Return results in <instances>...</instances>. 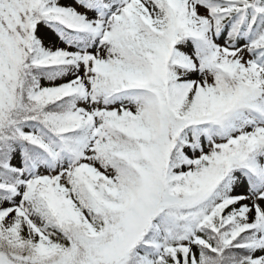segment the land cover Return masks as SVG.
<instances>
[{"label":"snow or ice","instance_id":"obj_1","mask_svg":"<svg viewBox=\"0 0 264 264\" xmlns=\"http://www.w3.org/2000/svg\"><path fill=\"white\" fill-rule=\"evenodd\" d=\"M0 264H264V0H0Z\"/></svg>","mask_w":264,"mask_h":264}]
</instances>
